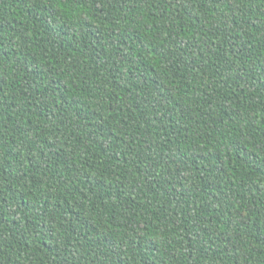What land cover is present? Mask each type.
Returning <instances> with one entry per match:
<instances>
[{
	"label": "trees",
	"instance_id": "obj_1",
	"mask_svg": "<svg viewBox=\"0 0 264 264\" xmlns=\"http://www.w3.org/2000/svg\"><path fill=\"white\" fill-rule=\"evenodd\" d=\"M0 264H264V0H0Z\"/></svg>",
	"mask_w": 264,
	"mask_h": 264
}]
</instances>
